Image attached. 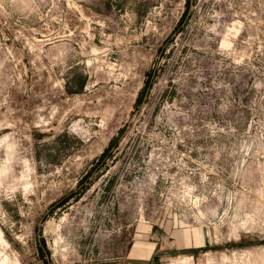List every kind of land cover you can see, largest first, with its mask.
Returning a JSON list of instances; mask_svg holds the SVG:
<instances>
[{
    "label": "rangeland",
    "instance_id": "374dc122",
    "mask_svg": "<svg viewBox=\"0 0 264 264\" xmlns=\"http://www.w3.org/2000/svg\"><path fill=\"white\" fill-rule=\"evenodd\" d=\"M157 220L163 264H264V0H0V264Z\"/></svg>",
    "mask_w": 264,
    "mask_h": 264
},
{
    "label": "crops",
    "instance_id": "0c3cea01",
    "mask_svg": "<svg viewBox=\"0 0 264 264\" xmlns=\"http://www.w3.org/2000/svg\"><path fill=\"white\" fill-rule=\"evenodd\" d=\"M133 223L129 227L133 228L131 240H127L121 254L113 256L108 262L110 264H163L168 259L169 243L174 244L177 249V241L172 242L173 232H177L175 227L167 224L163 227V222L145 221ZM158 232H164L162 237ZM174 247V246H173ZM167 249V250H164Z\"/></svg>",
    "mask_w": 264,
    "mask_h": 264
}]
</instances>
